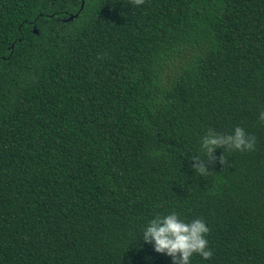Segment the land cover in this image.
<instances>
[{
  "label": "trees",
  "instance_id": "16d2710c",
  "mask_svg": "<svg viewBox=\"0 0 264 264\" xmlns=\"http://www.w3.org/2000/svg\"><path fill=\"white\" fill-rule=\"evenodd\" d=\"M260 111L264 0H0V264H172L141 229L173 210L191 264H264Z\"/></svg>",
  "mask_w": 264,
  "mask_h": 264
},
{
  "label": "clouds",
  "instance_id": "9594fccd",
  "mask_svg": "<svg viewBox=\"0 0 264 264\" xmlns=\"http://www.w3.org/2000/svg\"><path fill=\"white\" fill-rule=\"evenodd\" d=\"M142 0H136L141 3ZM258 119L264 121V111L258 113ZM221 146H227L240 151L252 150L255 146V137L245 131L239 125L235 126L230 133H218L213 129L200 137V147L204 151L203 158L200 155H191V167L200 175L206 174L209 161L216 159L214 151ZM219 162L227 163L221 154ZM209 227L203 218L195 217L190 220L181 218L176 211L166 214H156L148 219L141 229L142 240L151 242L156 252L169 256L172 264H191L193 254H199L201 260L207 261L212 256L208 247L206 234Z\"/></svg>",
  "mask_w": 264,
  "mask_h": 264
},
{
  "label": "water",
  "instance_id": "95a60500",
  "mask_svg": "<svg viewBox=\"0 0 264 264\" xmlns=\"http://www.w3.org/2000/svg\"><path fill=\"white\" fill-rule=\"evenodd\" d=\"M84 4V3H83ZM74 16H71L69 20H72ZM35 33L38 34V31L35 29Z\"/></svg>",
  "mask_w": 264,
  "mask_h": 264
},
{
  "label": "rangeland",
  "instance_id": "374dc122",
  "mask_svg": "<svg viewBox=\"0 0 264 264\" xmlns=\"http://www.w3.org/2000/svg\"><path fill=\"white\" fill-rule=\"evenodd\" d=\"M73 19H74V17H73ZM73 19H72V20H73Z\"/></svg>",
  "mask_w": 264,
  "mask_h": 264
}]
</instances>
